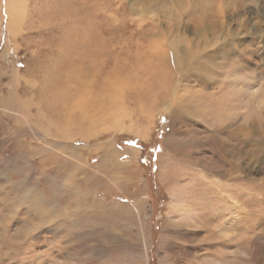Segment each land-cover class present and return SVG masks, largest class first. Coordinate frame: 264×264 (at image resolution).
Listing matches in <instances>:
<instances>
[{"label":"rangeland","instance_id":"obj_1","mask_svg":"<svg viewBox=\"0 0 264 264\" xmlns=\"http://www.w3.org/2000/svg\"><path fill=\"white\" fill-rule=\"evenodd\" d=\"M24 1L21 30L11 33L8 0H0V264H264V152L254 144L247 147L246 162L240 165L245 147L238 128L241 115L234 122L226 120L236 125L235 130L220 125L225 115L220 109L213 111L204 98H219L222 93L228 99L231 93L240 97L244 82L242 86L231 79L227 82V67L221 69L223 74L214 72L220 81L217 88H205L203 67L194 71L183 67L188 76L175 78L177 97L159 100L145 137L137 127L145 126L148 118L130 91L124 94L128 124H134L130 131H100L87 139L76 134L69 139L52 130L45 132L42 118L60 125L67 121L59 106L71 105L74 99L70 94L74 91L64 88L70 79L63 76L71 62L57 69L56 49L70 27L83 24L86 17L99 22L104 8L113 17L129 16L118 29L107 19V41L113 31L117 38L123 35L136 42L140 28L132 16L143 12L155 23L144 22L146 31L165 35L172 23L178 32L174 40L183 35L194 45L198 39L192 31L194 27L199 31L208 11V17L220 25L222 20L231 21L233 28L242 31L234 44L241 56L232 54L231 63L241 64L240 71L248 74L249 92L243 95L253 114L250 122L258 121L264 115V32L259 31L264 28V0ZM76 35L72 34L73 40ZM104 51L112 67L123 55L129 61L133 56L111 51L104 55ZM173 60L170 57L168 62L174 65ZM59 70L61 80L55 87ZM195 75L203 78L202 83ZM158 84L154 97L161 88ZM168 100L177 102L178 110L159 113ZM38 105L42 116L37 114ZM109 139L122 151L120 163H134L129 173L110 174L104 164L100 166L104 152L93 149ZM189 182L196 183L201 198L195 202L197 215L187 222L170 211L174 185ZM206 184L213 187V195L205 194ZM226 187L231 189L230 197Z\"/></svg>","mask_w":264,"mask_h":264},{"label":"bare ground","instance_id":"obj_2","mask_svg":"<svg viewBox=\"0 0 264 264\" xmlns=\"http://www.w3.org/2000/svg\"><path fill=\"white\" fill-rule=\"evenodd\" d=\"M25 7L27 6L24 0H8L6 4V15L8 19L7 28L11 33H16L18 29L21 30L25 18L24 15L26 14ZM201 7L202 6L199 8ZM130 8L132 12H137L135 9H132V6ZM110 14H107V11L103 8L100 9L101 20H99V22H94L90 17H86L83 20L81 19L83 24L78 25L76 23L70 27V33H68L65 39H62L60 46L56 49V53H58L60 57V60L57 61V69L63 65L64 62H71L63 76H67L68 79H70L69 81H66L64 88L66 87L67 90L72 89L74 91L72 93L69 92L74 99L71 102V105L68 103H63L62 106L58 105L61 110L68 115L67 121L63 122L61 125L54 124L50 120L45 119V117H42L47 124L43 127L45 132L52 130L57 136L69 139L77 134L79 137L87 139L91 136L97 135L100 131L107 132L117 129L130 131L131 126L134 124L132 121L128 124L130 115L124 96L127 91H130L128 93L132 94L134 99L137 100L141 113L148 118V122L145 126L137 127V133H140L141 137H145L152 126L159 100H165L168 96L169 98L171 96L173 99L177 97V95L174 94L175 89L173 87L176 83L175 78L178 77V74L180 79L188 76L187 73H182L183 67H187V71H194L195 67H203V71L206 72V76L203 77L206 78L204 83L205 88L210 86L217 88V84H219L220 81L217 83L214 72L218 73L219 71V73L223 74L221 69L227 67L229 72H231L230 77L235 73L240 72L239 77L233 78H230L227 75L229 72H225L224 74L227 77L226 79H228L227 82H229L230 79L232 81L234 80L233 82L235 83L238 81L237 84L239 85L244 82V85H241L243 88L241 87L242 90L240 91L242 92L240 97L237 98L234 93H231L232 97L229 99L228 94L225 95L224 93H222L219 98L212 96V99L204 95V98L208 101L207 106L213 109V111L220 109L225 115V120L221 122L220 125L226 123L225 125L228 128H231V130L236 126L231 123L236 121L238 115H241V121L238 120L240 122L238 128L242 133L241 135H243L241 140L245 147L242 149L243 154L239 157L241 162L240 165H243L246 162V158L249 154L248 150H246L247 147L254 144L259 150H261V153L264 152V115H256V117H259L258 121L253 120L250 122L253 114L249 111L250 106L248 100H245L246 96L243 95V93L246 94L249 92V87H247L248 81L246 79L248 74L246 75V71H240L241 68L239 65L241 64L237 65V63H231L232 54L237 53L241 56V51L236 45H234L237 43L236 39L238 35H241V29L233 28L231 26L233 23L229 20H222L223 23L221 25L218 24L216 18L208 17L211 16V12L208 11L207 17L200 21L199 31L195 27L192 31V34L198 39V43L194 45L192 39L189 37L188 40H184L185 38L182 39L181 37H183V35L175 41V33L178 32H176V26L172 23L167 26L168 33L170 32L173 34L172 37H169L166 31L165 35H156L155 31L153 34L146 31L144 22L151 20L153 22L151 25H155V23L154 19L150 16H144L145 13L143 12L142 15L138 13L137 17L132 16V22L136 23L140 28V35L136 42L134 41V43H130V38L124 37L123 35H120L119 38H117L113 35V31L109 35L110 40L107 41L105 35V29H108L106 28V23L108 22L107 19H110L109 23H111V26L116 29L126 25L129 20V16L127 15L113 17V15ZM156 25L160 26L161 24L157 22ZM45 27L47 28V26ZM259 31L260 33L264 32V28L261 27ZM56 33L57 32H55V34ZM74 33L77 34V38L75 37L73 40L72 34ZM53 36L54 35H52V37ZM57 37L59 36H56L55 38ZM182 44L184 45L183 47L181 46ZM231 45L232 48L230 47ZM78 48L81 49V52H79ZM74 49L77 51L75 52ZM141 49H143L142 53L140 52ZM104 50L111 51V54L115 52L120 54L128 52L129 54H133V56L129 61L128 57L123 55L121 60L119 58L117 59L114 64L115 67H112L107 59L103 57ZM144 55L145 57H143V61L140 62V59ZM170 57L174 58V65H171L168 62ZM109 60L111 61L110 58ZM244 60L245 59L242 61ZM135 61H137V63H134ZM195 63H200L202 66H195ZM239 63L241 62L239 61ZM216 66H219L220 70H217ZM58 72L60 73H55L56 79L54 80L53 85L55 87L59 86V83H56V80H59V77H61V70ZM119 75L121 76L119 77ZM210 76L213 77L210 79ZM195 77L199 79L200 83H202V77L199 75H195ZM158 83L161 84V88L160 91L156 93L158 95L154 97L152 94H154L153 92L155 91L156 85H159ZM70 94L64 95V97L70 96ZM20 105L24 106L25 104L22 102ZM176 105L177 102L173 101L171 103V100H168L164 107L158 109L160 110L159 113L168 111L172 114L178 110L175 108ZM37 112V114L42 116L43 111L39 105L37 106ZM229 119L232 121L231 123L226 122V120ZM251 135H254L255 138ZM99 144L101 147H96L93 150H102V152H104V158L100 161V166L101 164H104V166L109 169L110 174L123 173V171L131 169L129 166H132L134 163H129L130 160L128 162L120 163L119 155L122 151L115 148L112 139ZM112 178L118 182V179H115V177H111L110 180L114 181ZM110 180L109 182H111ZM195 182H189L183 185L178 183L176 186L174 185L172 189L174 198L172 200L170 212L178 214L183 221L189 222L197 215L198 208L195 206V202L198 203L200 196L194 189V187H196ZM212 188V186L206 184L205 194L210 195ZM225 189V193L230 197V187H226ZM208 201H206V203ZM212 202L213 200L211 203Z\"/></svg>","mask_w":264,"mask_h":264}]
</instances>
